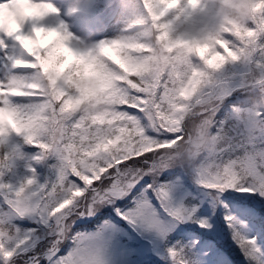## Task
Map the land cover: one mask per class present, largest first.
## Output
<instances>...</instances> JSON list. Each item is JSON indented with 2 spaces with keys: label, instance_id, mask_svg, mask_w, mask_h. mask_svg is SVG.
<instances>
[{
  "label": "snow or ice",
  "instance_id": "1",
  "mask_svg": "<svg viewBox=\"0 0 264 264\" xmlns=\"http://www.w3.org/2000/svg\"><path fill=\"white\" fill-rule=\"evenodd\" d=\"M131 4L134 19L121 35L81 49L72 46L63 24L54 22L58 9L53 0H0V264L22 258L24 264H77L72 252L59 255L71 218L93 214V197L112 202L128 195L139 182L135 178L118 191L112 190L115 178L101 191L95 188L108 167L133 156L152 153L190 162L198 182L219 203L229 189L264 197V100L259 95L264 90V0H252L246 23L203 38L184 36L175 24L197 18L205 0ZM157 48L179 54L163 72L144 77L141 72ZM26 69L30 75L18 71ZM236 93L245 94L246 108L229 101ZM93 95L106 98L109 107L82 111L80 101ZM131 109L144 113L148 125L142 126ZM235 127L241 130L230 134ZM209 136L220 142L212 164L200 143ZM25 145L36 151L25 152ZM50 155L60 161L51 166L55 178L38 183L35 165ZM105 158L109 163H103ZM21 163L27 174L16 184L12 178ZM153 194L162 208L171 196L166 187L153 188ZM149 210L155 211L149 198L116 209L129 223L145 221L152 227ZM24 217L55 225L43 252L36 250L39 229L21 230L15 224ZM206 220L195 223L211 228ZM225 220L234 227V217ZM246 239L255 244V237ZM215 259L227 264L220 253Z\"/></svg>",
  "mask_w": 264,
  "mask_h": 264
},
{
  "label": "rangeland",
  "instance_id": "2",
  "mask_svg": "<svg viewBox=\"0 0 264 264\" xmlns=\"http://www.w3.org/2000/svg\"><path fill=\"white\" fill-rule=\"evenodd\" d=\"M95 1L53 0L58 9L54 22L63 24L65 30L71 34V44L74 47L88 48L83 45L81 40V37L86 33L94 34L91 47L97 45L102 39L121 35L127 17L134 16L130 1L106 0L114 7L104 11L96 8ZM26 10L31 11L30 9ZM10 23L15 27L14 20H11ZM27 27L30 26H26V30ZM10 51L15 53L16 49H10ZM18 71L28 75L32 72V70L27 69ZM243 95L238 94V96ZM240 130V127L231 128V131L239 132ZM57 159L59 161L58 157ZM186 178L185 170H181L176 178L164 183L163 187L168 188L171 193L170 198L167 200V211H165V206L162 208L157 199L152 196L151 189L147 185H144L143 189L137 192V200L149 198L155 206V211L149 210L147 215V223H151L152 227H147L145 221H138L136 224L128 222L129 225H123L119 220L107 216L97 229L76 233L75 243L64 256L72 252L77 264H147V258L154 253L152 248H157V250L163 248L167 235L180 227L177 218L190 221L207 217L206 223H210L212 227L218 226L216 198L208 193L207 189L200 183L196 182L190 186ZM129 182L128 180L125 183L126 187ZM120 188L118 182L112 185L113 191H118ZM119 201H124V198L119 199ZM172 213H176V216L171 215ZM72 221L73 219L68 225L69 230L75 226L74 222L72 226L70 225ZM14 222L21 230H25L32 227L33 219L31 217L17 218ZM131 225L144 237L139 238L138 231L134 227H132V231ZM69 230L67 231V237ZM259 234V229H253L248 238L255 237L258 246L262 249V259L264 261V246ZM48 243L37 246L36 250L44 251ZM213 246L214 241L212 240L209 242L208 247L212 248ZM23 260L24 258L17 263L22 264L24 262L20 261Z\"/></svg>",
  "mask_w": 264,
  "mask_h": 264
},
{
  "label": "trees",
  "instance_id": "3",
  "mask_svg": "<svg viewBox=\"0 0 264 264\" xmlns=\"http://www.w3.org/2000/svg\"><path fill=\"white\" fill-rule=\"evenodd\" d=\"M102 7L106 6L103 5ZM236 98L237 96L229 98V101L239 103L240 107L247 106L244 103L245 95L240 97L239 101ZM224 108L229 109L228 102L225 103ZM130 111L141 118L142 126L148 125V120L144 113L137 112L135 109H131ZM223 112L224 110L222 109L219 115ZM147 130L151 134V129L148 128ZM229 132L230 134L232 133L231 128ZM24 151L33 153L36 149L32 146L25 145ZM153 156L152 153H147L146 156H133L130 159H125V162L120 166V173L115 178L119 186L126 187L125 183L128 180L131 181L133 178L139 181L135 187L131 188L128 195L134 192L133 189L136 187L143 188L147 184L154 186L158 180L176 175L181 170H185V173L192 182L194 174L191 171L190 162H173L166 156L156 155L155 161L150 165V162L146 161H151ZM103 163H109L107 158H105ZM59 164L60 161L56 159V156L50 155L44 162L35 165L37 182L44 183L53 180L56 169L51 166ZM51 171H53L54 177H52ZM113 171L114 166L108 167L102 179L96 181V185L98 186V183L102 182ZM26 174L23 163H21V167L17 170V175L12 178L13 182L18 184ZM107 182L103 181V184ZM81 186L83 185L81 184ZM102 189H96V191H101ZM210 194L216 198L217 216L219 220L218 228L217 226H214L215 228H201L198 223H195L194 219L192 221H184L177 230L167 236L166 247L163 251L157 252L154 257L149 256L147 258V264H189L191 260L195 264H216L215 258L218 253L227 257V264H263L260 261V250H257L255 244L247 243L245 237L253 228H261L263 231L262 235L264 236V197L256 195L253 198V194L251 193H242L229 189L220 197L223 203H219L214 192L211 191ZM91 199L96 205L94 213L83 216L77 214L73 217L71 225L73 222L76 223V226H78L77 230L90 226L89 224L91 222L98 223L100 220L102 221L108 214L113 215L115 207L119 206L122 202L119 199H115L112 202L97 197ZM226 215L234 217L232 222L234 224L233 228H230L229 223L225 220ZM35 228L39 229L38 235L41 238L37 244V240L34 237L32 243L40 246L50 241L51 237L48 236V233L49 231L55 230V225L46 227L43 224H36ZM217 229H219L218 232ZM219 233H221V236H219ZM22 234L24 233L22 232ZM210 238L217 240V242L210 250H206L205 247H207ZM170 249H175V251L170 252Z\"/></svg>",
  "mask_w": 264,
  "mask_h": 264
},
{
  "label": "clouds",
  "instance_id": "4",
  "mask_svg": "<svg viewBox=\"0 0 264 264\" xmlns=\"http://www.w3.org/2000/svg\"><path fill=\"white\" fill-rule=\"evenodd\" d=\"M205 4V9L197 18L177 21L175 24L176 31L191 38H203L210 34L219 35L231 27L233 23H246L252 12V0H205ZM133 19L134 16L127 17L126 25L131 24ZM93 35V33H86L81 37L85 47L91 48ZM178 54V51L168 52L157 48L153 53L155 59L144 67L141 75L144 77L158 75L174 63V58ZM131 74H135V70H132ZM259 95L264 100V90ZM80 103L82 105L81 110L84 112H102L109 107L106 98L95 95L86 100L82 99ZM100 118L102 117H97V119ZM200 143L206 149L209 163H214L212 155L215 152V146L220 142L215 137L209 136Z\"/></svg>",
  "mask_w": 264,
  "mask_h": 264
}]
</instances>
